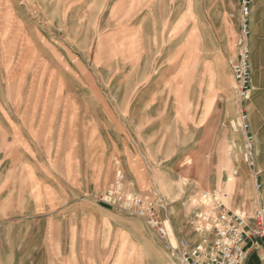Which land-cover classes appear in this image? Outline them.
I'll return each instance as SVG.
<instances>
[{"label":"rangeland","instance_id":"1","mask_svg":"<svg viewBox=\"0 0 264 264\" xmlns=\"http://www.w3.org/2000/svg\"><path fill=\"white\" fill-rule=\"evenodd\" d=\"M219 3L0 0V264H42L38 259L48 219L41 193L51 185L49 174L59 178L57 173H75V166L80 167L79 178L63 179V190L78 192L81 198L95 196L87 156L99 134L105 139L108 134L158 137L163 149L148 171L152 184L140 194L157 191L161 215L171 221L175 235L192 237L186 235L193 231L189 204L204 189L195 180L198 172L188 166L185 116L190 103L192 115L199 103L200 24L207 26L204 35L211 55ZM186 35L190 44L185 48ZM188 48L190 60L185 58ZM227 128L238 132L234 119ZM143 151L148 157L146 148ZM231 173L225 171L226 188L219 185L211 191L221 193L227 208L223 194L230 196L233 190ZM118 175L127 181L116 170L97 199L125 214L99 201ZM76 178L78 189L73 186ZM261 181L256 184L261 185L258 193L264 203L263 177ZM167 211L173 215L167 217ZM184 214L186 226L179 220ZM134 222L128 224L133 235L128 236L127 257L121 264H178L145 221ZM134 253L142 259L137 261ZM110 264H116L115 259Z\"/></svg>","mask_w":264,"mask_h":264},{"label":"crops","instance_id":"2","mask_svg":"<svg viewBox=\"0 0 264 264\" xmlns=\"http://www.w3.org/2000/svg\"><path fill=\"white\" fill-rule=\"evenodd\" d=\"M219 1V26H215V42L210 51L213 53L211 55L204 35L208 34L207 26L202 21L200 24L199 103L195 115H192L191 103L186 112L185 127L189 131L183 134L184 149L189 168L198 172L195 173L196 179H193L201 183L204 188L201 185L200 187L205 192L211 193L219 185L224 186L225 171H231L233 190L230 196L223 194L228 201V208L232 211H244L249 218H253L255 210L264 208L261 193L256 189V182L261 181L262 177L264 182V0H252L249 17L252 94L244 103V107L249 115L250 132L254 136L253 168L249 167L245 160L244 133L227 128L232 119L237 120L238 108L241 106L233 91L235 81L232 68L238 57L237 42L241 22L239 3L235 0L229 5L226 0ZM189 44L190 38L186 35L185 48ZM187 51L185 58L190 60V49ZM190 68H187L189 87L192 83L191 78L189 80ZM191 130H194V134ZM108 135L105 139L99 134V141H94L95 146L90 145L92 147L87 156L91 164L87 165L88 170L94 173L95 196L86 195L81 198L78 192L73 194L71 191L72 194H69L63 190V179L72 180L75 175L79 178L80 167L75 166V173H57L59 178L56 174H49L51 185H45L41 193L45 201V207L41 206L42 210L45 209L43 215L48 219L45 243L38 259L42 264H110L112 259H115L116 264H121L123 258L127 257L128 236L133 235V232L128 231V224L135 223L134 220L142 221L98 204L97 196L106 191L115 177L116 170L124 173L127 180L124 182L126 190L144 193L152 184L148 171H152L157 155L163 147L158 145V137L155 134L145 137L143 134ZM144 148L148 156L146 158L143 157ZM174 153L176 152L171 154ZM76 179L73 186L78 189L80 182ZM214 194L221 195L218 192ZM166 214L167 217L173 215L168 211ZM179 220L186 226L188 215L179 216ZM251 226H254L252 222ZM114 227L117 228L114 233L116 238L112 241ZM186 235L195 238L193 232L188 231ZM137 246L136 243L135 250ZM112 250L118 253L110 254ZM246 251V263L264 264L263 239H248ZM134 254L133 256L138 258L137 261L142 259Z\"/></svg>","mask_w":264,"mask_h":264},{"label":"built area","instance_id":"3","mask_svg":"<svg viewBox=\"0 0 264 264\" xmlns=\"http://www.w3.org/2000/svg\"><path fill=\"white\" fill-rule=\"evenodd\" d=\"M237 1L241 13L240 37L237 42L238 57L232 68L233 91L241 106L237 112L236 128L244 133L245 160L253 168L254 136L250 132L249 115L244 107L252 94L251 50L248 44L252 0ZM256 188L260 192L261 185L257 183ZM220 196L203 191L195 202L189 204L193 211V239L175 235L171 221L161 215L157 191L150 194L128 191L121 175L99 201L145 221L178 264H248L247 240H264V208L260 207L253 218H249L240 211L228 209Z\"/></svg>","mask_w":264,"mask_h":264}]
</instances>
